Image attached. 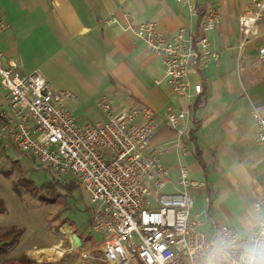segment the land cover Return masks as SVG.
Instances as JSON below:
<instances>
[{"label":"built area","instance_id":"1","mask_svg":"<svg viewBox=\"0 0 264 264\" xmlns=\"http://www.w3.org/2000/svg\"><path fill=\"white\" fill-rule=\"evenodd\" d=\"M178 1L200 19L203 33L197 41L192 27H181L170 39L153 20L139 24L137 36L162 58L171 90L191 100L203 84H193L189 74L210 56L208 33L221 12L207 4L200 14L194 0ZM245 2L241 47L261 36L264 24V0ZM10 27L0 9V37ZM258 55L264 63V44ZM76 99L75 92L53 87L41 73H24L20 62L0 49L1 138L29 154L37 170L90 196L89 230L101 233L102 240L90 248L75 241L76 264H264V218L243 233L210 210L196 209L189 188H206L207 182L188 179L185 166L176 182L170 181L171 170L161 161L166 147L153 144L158 123L152 106L120 109L112 96L100 94L96 103L107 118L84 124L68 107ZM252 113L257 140L264 145V111L253 105ZM165 115L179 134L186 133L190 109L168 106ZM263 207L264 195L255 202L257 210Z\"/></svg>","mask_w":264,"mask_h":264},{"label":"crops","instance_id":"2","mask_svg":"<svg viewBox=\"0 0 264 264\" xmlns=\"http://www.w3.org/2000/svg\"><path fill=\"white\" fill-rule=\"evenodd\" d=\"M194 2L198 6L218 7L221 18L208 33L210 56L202 67L189 74L193 84H203L201 92L191 100L171 90L162 58L137 36L138 25L148 20H156L161 32L170 39L183 26L196 30L200 21L198 15L178 0H112L107 3L101 0H0L1 12L11 24L0 37V49L6 58L17 59L24 73L39 72L46 79L43 72L27 64L23 53L26 34L33 40H46L61 32L66 42H72L76 49L95 53L109 90L99 95L109 94L120 109L132 110L144 105L154 109L158 127L153 144L168 150L162 154L161 161L171 170L170 181L176 182L184 165L176 160L167 164L165 153L171 156L183 152L186 160L192 157L188 162L192 167L188 172L190 178L207 182L206 188H189L196 198V209H208L222 222L249 233L260 218V210L255 208V202L242 206L235 194L242 191L244 198L257 191L260 196L264 195V145L258 142L253 127L248 126V121H253V105L264 111V63L258 55L259 47L264 44V24L261 36L241 47L239 16L248 8L245 0ZM55 83L50 82L55 88L68 89ZM76 95L75 102L79 98L84 102L91 98L88 93ZM99 95L92 99L97 101ZM199 97L202 105L196 116L202 124L197 140L205 168L198 162L195 143L190 139L189 131L194 127L192 119L185 123L188 130L186 128V133L181 135L165 115L168 106L188 110ZM103 113L105 116L97 122L107 118ZM137 122L143 121L137 119ZM222 130L229 142L222 141L216 147L213 140L220 137ZM214 182L225 186L219 200L214 196ZM197 201L201 203L200 209Z\"/></svg>","mask_w":264,"mask_h":264},{"label":"rangeland","instance_id":"3","mask_svg":"<svg viewBox=\"0 0 264 264\" xmlns=\"http://www.w3.org/2000/svg\"><path fill=\"white\" fill-rule=\"evenodd\" d=\"M111 1L101 0V3ZM96 5L99 7L98 2H96ZM153 21L157 22L156 20ZM60 34L61 32L55 33L46 40L42 38L33 40L32 37H29V34H26L23 40V53L27 64L32 69H39L48 77L47 79L50 82L53 84L57 82L61 88H68L81 96L88 93L91 98L87 102L79 98V101L75 104L68 103V107L73 108L77 119L81 123L94 124L103 118L105 114L92 97L99 95L100 92H109L103 67H101L95 53L93 54L92 51L88 53L83 48L82 50L76 49L72 42H66L67 39ZM248 126H252L256 132L254 118L253 121H248ZM219 134L220 137L213 140L216 147H219L222 141L229 142L224 130ZM205 145L209 147L208 143H205ZM168 154L165 153L164 157L167 164H171L173 160H176V162H182L188 172L192 171V167L188 163L192 157H189L187 161L183 152L174 153L171 156H168ZM220 154L223 155L221 150ZM178 156L179 158H176ZM229 162V159H227V163ZM190 177L191 173L188 174V179L192 180ZM20 178L33 180L37 186H42L53 180L48 172L37 170L34 167L29 154L16 148L13 149L10 143L3 140L0 135V198L4 199L7 205V212L0 213V233L6 227L12 225L25 229L16 249L4 257L0 263L11 257L25 256L35 261L49 260L56 264H76L79 256L76 251L64 252L58 258L39 260L31 257L28 250L39 242L62 241L67 247L70 244L69 239H72L75 235H78L84 243L90 242L93 246L101 242V233L89 230L90 213L87 210V204L90 202L89 194L84 195V198H82L80 193L77 192L65 200L59 199L56 202L48 203L40 199V193L34 194L30 190L22 188L21 184L23 183L19 182ZM35 184L31 183L32 190L36 189ZM15 186H18L21 191H16ZM224 188L222 182H214V196H217V200L222 197ZM235 195L239 198L242 206L254 203L260 197L257 191H253L244 198H242V191ZM157 198L156 195L151 197L155 205ZM198 201L197 208L200 209L201 203ZM258 212H260V217H264V207ZM64 225L68 226L69 231L58 233L54 229L55 227L61 228Z\"/></svg>","mask_w":264,"mask_h":264},{"label":"trees","instance_id":"4","mask_svg":"<svg viewBox=\"0 0 264 264\" xmlns=\"http://www.w3.org/2000/svg\"><path fill=\"white\" fill-rule=\"evenodd\" d=\"M199 12L202 14L204 12L203 6H198ZM203 33L201 22L199 21L198 27L195 32V41L199 39V36ZM202 105L201 98L199 97L195 102L190 106V116L193 121L194 127L190 130V139L195 143L196 150L195 156L198 162L205 168V163L202 158V150L198 145L197 140V132L201 127V120L196 116V112L198 108ZM2 118L0 117V122ZM19 182H22V188H26L28 191L30 190L32 193L37 194L40 193V199L42 201L53 203L59 199H67L68 197L74 195L75 193H80L81 197L84 198L80 188L72 182H60L53 178L51 182H47L42 186H37L33 180L19 179ZM31 183L36 185V189L32 190L30 187ZM16 191L20 192L21 189L18 186H15ZM87 210L90 213L89 216V224L94 222V213L89 204H87ZM7 212V205L4 199L0 198V213ZM66 223V222H64ZM63 223V224H64ZM25 229L23 227H18L16 225H12L6 227L0 233V261L9 255L12 251H14L17 245L20 242L22 235L24 234ZM87 247L93 246L90 242H85ZM0 264H56L55 262L49 260H41L35 261L28 257H11L3 263Z\"/></svg>","mask_w":264,"mask_h":264},{"label":"bare ground","instance_id":"5","mask_svg":"<svg viewBox=\"0 0 264 264\" xmlns=\"http://www.w3.org/2000/svg\"><path fill=\"white\" fill-rule=\"evenodd\" d=\"M62 231H69L68 226L64 225L61 227ZM69 246H65L62 241L52 242H39L34 244L29 250L28 254L35 259L43 258H58L63 255L64 252L71 253L75 245V238H70Z\"/></svg>","mask_w":264,"mask_h":264},{"label":"water","instance_id":"6","mask_svg":"<svg viewBox=\"0 0 264 264\" xmlns=\"http://www.w3.org/2000/svg\"><path fill=\"white\" fill-rule=\"evenodd\" d=\"M75 240L77 241V243L82 244V241L78 235H75Z\"/></svg>","mask_w":264,"mask_h":264}]
</instances>
